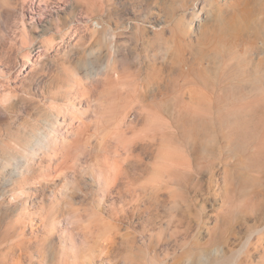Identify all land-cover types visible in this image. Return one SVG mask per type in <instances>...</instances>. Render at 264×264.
Returning a JSON list of instances; mask_svg holds the SVG:
<instances>
[{
    "label": "rangeland",
    "instance_id": "374dc122",
    "mask_svg": "<svg viewBox=\"0 0 264 264\" xmlns=\"http://www.w3.org/2000/svg\"><path fill=\"white\" fill-rule=\"evenodd\" d=\"M35 1L0 0V264H264V0Z\"/></svg>",
    "mask_w": 264,
    "mask_h": 264
},
{
    "label": "bare ground",
    "instance_id": "6f19581e",
    "mask_svg": "<svg viewBox=\"0 0 264 264\" xmlns=\"http://www.w3.org/2000/svg\"><path fill=\"white\" fill-rule=\"evenodd\" d=\"M36 3L35 0H33V3ZM33 3L30 4V13L32 14H40L41 16H43V14H41V9H43V5H45V9L44 11L46 13L48 12H51V16L53 15L54 11L52 9V4L50 3H43V5L41 6L40 3H38L39 5V10L36 11L35 10V7L33 6ZM74 3L71 2L70 5H73ZM68 5V6H70ZM81 5V4H79ZM82 11L83 13H85L86 15H88V18L91 17V12L90 11H87L85 10L84 8H82ZM92 19V18H91ZM40 21H41V25H44L45 23L43 22L44 19L43 17L40 18ZM90 22V25H92L95 29H101V28H106L105 27V24L103 23V21L97 19V20H89ZM68 109L72 110V111H76V106L72 103H69L67 105ZM74 118V117H73ZM115 135L113 136V138H119L121 139V134L120 133H117V132H113ZM58 138V135L56 133V130L55 129H52L50 134H48V136L46 137V141H47V145L50 147L53 142L56 141L57 144L59 145H62L65 149L67 150H70V151H73V150H76L79 148L78 146V140L77 138H75L73 141L71 142H66L65 140H62L61 138L60 139H57ZM58 140V141H57ZM102 165L105 167V168H101V170L103 171L102 176H103V179L106 178V171L107 169H111L113 166H110L109 164V161H103L102 162ZM97 228H98V239H99V242L101 245L105 246V247H111V245L113 243H115V238H116V229L118 228V225H97ZM85 231L84 229H79L78 230V234H83Z\"/></svg>",
    "mask_w": 264,
    "mask_h": 264
}]
</instances>
